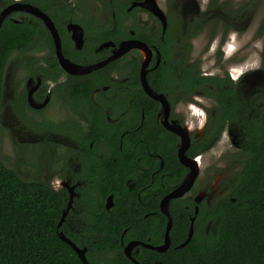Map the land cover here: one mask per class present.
Returning <instances> with one entry per match:
<instances>
[{
  "label": "flooded vegetation",
  "instance_id": "af4514ba",
  "mask_svg": "<svg viewBox=\"0 0 264 264\" xmlns=\"http://www.w3.org/2000/svg\"><path fill=\"white\" fill-rule=\"evenodd\" d=\"M12 1L7 6L0 1V14L14 4L23 3L39 9L44 18L28 11L8 14L15 22L28 20L39 31L29 48L12 54L5 71L0 99V147L4 144L5 130L13 146L10 154L0 148V159L22 179L46 184L66 199L67 206L72 198L66 226L79 237L81 248H86L87 252L86 239L99 242L113 232L109 225L101 223L106 212L112 216L117 210L119 195L127 196L125 208L135 206L137 216V222L125 227L121 234L124 255L125 248L132 242L140 243L132 247V257L144 259L148 251H157L154 247L165 244L171 219L169 245L160 253L168 252L173 246L174 213L179 209L178 217L188 222L187 236L194 218L193 236L199 244L218 238L223 216L214 208L231 195L241 169L222 185L218 184L222 173L215 174L210 182H199L202 158L224 134L239 151L245 152L240 147L242 137L237 129L228 122L225 125L218 124L219 120L215 122L221 107L217 97L207 93L211 85L205 78H229L237 97H246L242 83L256 71L239 65L229 67L225 76L211 75L202 70L199 60L191 59L192 39L202 29L193 37H189L185 29L194 18L205 24L206 13L200 10V4L195 0H182V7L192 9L193 5L196 9L182 28L179 19L184 10L177 11V15L174 9L164 11L158 0H34L38 4L28 0ZM221 6L220 0H209L206 8L215 23L212 39L216 38L211 50L217 48L218 63L223 58L234 59L238 51L236 38L231 36L227 41L231 31L228 22L215 16ZM139 14L154 18L157 29L145 26V19H140ZM47 21L57 32L64 57L78 66L75 68L104 65L82 74L64 70ZM168 32L169 46L164 42ZM125 47L130 50L115 56ZM262 52L263 48L261 68L257 72L264 71ZM187 73L196 76V85L180 81ZM145 84L158 99L147 93ZM80 90L88 95L77 96ZM137 90L143 91L149 101L123 100ZM205 99L213 101L215 106L207 108ZM182 104L187 107L185 116L180 110ZM145 122L147 127L143 129ZM137 123V133L128 135L131 150L125 149L127 127ZM184 137L189 142L185 156L199 162L198 173L183 196L165 201L191 171L178 156ZM176 157L186 168L178 183L173 176L176 164L172 165ZM115 167L121 172L127 170L126 190L104 198V193L100 192L101 178L109 169L116 171ZM114 233L120 236L119 229ZM125 236L131 238L125 241ZM182 243L184 241L174 247L179 248ZM118 253L96 250L92 257L96 264H116L115 254Z\"/></svg>",
  "mask_w": 264,
  "mask_h": 264
},
{
  "label": "trees",
  "instance_id": "16d2710c",
  "mask_svg": "<svg viewBox=\"0 0 264 264\" xmlns=\"http://www.w3.org/2000/svg\"><path fill=\"white\" fill-rule=\"evenodd\" d=\"M0 1L4 6L13 2ZM28 2L38 4L34 0ZM11 16L6 17L0 27V99L10 57L16 51L29 48L39 31L37 26L28 20L15 22ZM202 27L201 21L194 18L188 23L185 31L189 37H193ZM171 30L172 27L169 32ZM169 32L164 41L168 46L171 43ZM257 35H264V19ZM189 37L185 35V38ZM262 57L264 70V41ZM205 79L207 84L211 85V88L207 87V93L215 95L221 107V112L215 115V122L219 120L218 124L221 125L228 122L231 127L237 129L242 137L240 147L249 157L236 177L231 195L214 208L216 213L223 216L218 238H211L206 243L199 244L196 236H193L187 245L175 248L174 246L187 239L188 222L185 218L178 217L181 213L179 209L174 213L171 249L165 253L148 251L144 259L134 255L133 258L140 264H264V83L256 86L251 95L237 97L229 78ZM180 81L183 84L190 81V84L196 85L197 78L187 73ZM180 81L179 84H182ZM87 95L86 91L80 90L77 96ZM142 99L149 101L143 91L137 90L135 94L129 93L123 100L136 102ZM137 125L138 123L127 127L129 132L125 139V149L131 150L128 135L137 133ZM146 127L145 122L143 129ZM176 160L177 157L172 165L176 164L173 176L174 181L178 183L182 180L186 168ZM118 168H114L116 171H105L101 178L100 192L104 193V198L111 193L118 195L126 190L124 182L128 176L127 170L121 172ZM119 196L117 210L112 216L106 212V217L101 223L103 226L109 225L113 232L107 233L99 242L86 239L89 248L86 256L90 264H96L92 257L93 251L96 250L118 251L119 253L115 254L116 264H136L124 255L121 245L123 229L137 222L135 206L125 208L127 196ZM133 200L136 203L134 198ZM66 202L63 196L43 182L22 179L13 168L0 159V264H83L75 250L59 237V232H64L77 246L82 247L79 237L72 234L66 222L60 229L57 228L67 207ZM116 229H119L120 236L115 235ZM136 234L138 235V232ZM129 238L131 237L125 236V241ZM162 240L163 236L159 242Z\"/></svg>",
  "mask_w": 264,
  "mask_h": 264
},
{
  "label": "rangeland",
  "instance_id": "374dc122",
  "mask_svg": "<svg viewBox=\"0 0 264 264\" xmlns=\"http://www.w3.org/2000/svg\"><path fill=\"white\" fill-rule=\"evenodd\" d=\"M195 1L200 4V10H204V13H206V21L202 30L192 39L191 59L193 61L199 60L202 70L211 75L225 76L229 67L239 65L242 68H247V70H255L256 73L248 75L241 86L242 92L246 94V97L249 94L251 95L256 86L264 83V71L257 72L261 68V51L264 37V35L262 37L257 35V30L264 19V0H220L222 6L216 10L215 16L222 22H228L231 31L229 32L227 41L231 36L232 39L236 38L238 41V51L234 59L226 60V58H223L220 63L216 62L217 48L214 51L211 50L216 37L212 39L215 23L206 12L209 0ZM158 3L164 11L166 9H169V11L174 9L176 15L178 13L177 11L184 10L179 19V26L182 28L186 26V22L196 13L193 5H190L192 9L182 7V0H158ZM139 18L145 19V26L154 28V30L157 29L158 23L154 18H150L146 14H141ZM19 76H22V74ZM205 105L207 108H211L215 106V103L205 99ZM201 106L199 108L203 109ZM180 110L184 116L187 115V107L184 104L180 106ZM192 119L196 120V118ZM15 123L17 126L20 125L18 120ZM3 127L7 128L4 125ZM7 132L5 130V135L3 136L4 144L1 147H3L4 153L10 154V148L13 145L10 142L11 139ZM233 144L231 139L224 134L216 146L203 156V167L198 177L199 182H210L215 174L222 173V178L218 182V184L221 183L222 185L228 181L232 174L241 169L248 155L246 153L243 154ZM71 219L72 221L74 220L73 217Z\"/></svg>",
  "mask_w": 264,
  "mask_h": 264
},
{
  "label": "water",
  "instance_id": "95a60500",
  "mask_svg": "<svg viewBox=\"0 0 264 264\" xmlns=\"http://www.w3.org/2000/svg\"><path fill=\"white\" fill-rule=\"evenodd\" d=\"M13 11H28V12L36 14L37 16H42L44 18V15L42 14V12H40L39 9L33 7L32 5L23 4V3H17V4H14V5L10 6L9 8H6L0 14V27H1L4 19L6 18V16H8V14H10ZM47 23L50 25V26L49 25L48 26L51 28L52 27L51 23L48 22V21H47ZM51 30H52V33L54 34V37H55L59 62L61 64V66L63 67V69L66 70L68 73H71V74H82V73L89 72L92 69H96V68L104 65V63H100L98 65H94V66H91V67H86V68H83V69L75 68V66L76 67H78V66L76 64L72 63L67 58L64 57V55L62 53L61 43H60L59 37L57 35V32L55 30H53L52 28H51ZM76 31L77 30H75V34H76ZM128 50H130V47H125V48L122 49V51L118 52L115 56H117L119 54L122 55L123 53L127 52ZM145 89H146L148 94H150L151 96H153L156 99H158L157 96L152 92V90L148 87L147 84H145ZM188 144H189L188 140L184 137L182 139V147L180 148L178 156L180 158V162L184 166L190 168L191 171H190L188 177L186 179H184L183 183L176 189V191L173 194L169 195L165 199V201H169L171 198H179V197L183 196L184 193L187 192V190L190 188L191 184L193 183L194 179L197 176L198 169H199V164H198L199 162L197 160L193 159V158H188V157L185 156V150L188 147ZM163 203L164 202H162V204ZM71 205H72V198H71V202L69 203V205L67 206V208L65 209V211L62 214L61 220H60V222L58 224V227H57L58 229H60L62 227L63 223L65 222L66 216H67V214H68V212H69V210L71 208ZM164 210H165V212L167 214H169L168 211L166 210V208ZM193 223H194V218L192 220V225L190 227L187 239L184 241V243H182V244H180L178 246L179 248L187 245L190 242V240H191V238L193 236ZM171 225H172V222H171V219H170L169 222H168V228H167V232H166L165 244L162 245V246L154 247V249H156L158 252H164L168 248V245H169V230L171 228ZM59 237L63 241L68 243L75 250V252L78 254V256L81 259V261L83 262V264H90V262H89V260L87 259V256H86V253H87L86 248H81V247L77 246L76 243H74L71 239H69L64 234V232H59ZM138 244H140V243L139 242H132V243H129L127 245V247L125 248V255L127 257L131 258L136 264H140V263L135 258H133L131 256L130 251H131L133 246L138 245Z\"/></svg>",
  "mask_w": 264,
  "mask_h": 264
}]
</instances>
